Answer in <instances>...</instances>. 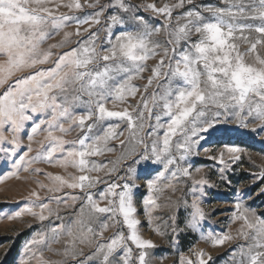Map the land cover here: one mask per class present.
I'll return each mask as SVG.
<instances>
[{
    "label": "snow or ice",
    "instance_id": "snow-or-ice-1",
    "mask_svg": "<svg viewBox=\"0 0 264 264\" xmlns=\"http://www.w3.org/2000/svg\"><path fill=\"white\" fill-rule=\"evenodd\" d=\"M34 2L35 7H30ZM51 0H0V56L5 57L0 61V86L9 84L11 77L16 76L7 89L0 93V141H7L5 131L12 133L11 143L20 147L19 133L24 129L27 121L33 120V114L46 116L47 119H40L34 123L31 133L35 134L41 130V126L47 128L45 140L47 147L41 143L44 152H38L36 157L28 158L27 162L44 159L49 163H58L61 167L69 165L76 168L79 176L69 174L68 179L64 176L52 173L45 175L53 182L49 188L51 192H59L62 188L86 190L100 182L99 177H93L87 173L100 171L103 165H97L91 157L102 155L105 151L111 152L112 148L107 146L110 139L123 132L117 133L116 126L108 124L106 129L103 123L110 118H119L127 121L129 135L120 140L121 146L135 141L136 145H143L141 154L137 159L132 160L136 164L139 160H149L154 157L155 163L163 164L164 171H161L153 179L147 181L149 192L160 191L159 182L170 172L172 177L178 173L189 176L188 168H181L180 161H184L193 148L200 145L205 135L211 131H217V125L226 124L230 119L235 118L240 126L247 128L249 120H258L257 126L264 131V54L258 50V46L264 47V0H248L247 4H229L227 7L208 9L211 18L206 19L200 11H188L177 18V27L169 32V44L172 48V55L165 48L164 54L151 68L152 75L148 77V83L144 86V93H147L153 81L157 82V91L151 93V105L149 97L141 94L136 106L130 111L129 107L122 110H111L106 105L109 101L121 104L127 103L129 97H136L139 88L132 81L139 77L147 68V61L157 54L160 45L151 39L153 32L160 29H149L142 17H136L142 28L136 30H125L115 36V41L109 39L110 47L106 51L98 52L94 40L87 44L78 42L79 46L72 48L57 56L52 62L53 66L44 68L37 67L49 62L53 53L52 48L61 47L72 33L65 32V40L58 44L49 45L43 49L41 44L55 31L64 27L65 21L71 19L63 13L56 14L47 5ZM191 3V0H187ZM68 8H81L79 0L66 5ZM184 0L172 7L181 8ZM154 12L164 14L167 18L172 16V7L165 4L157 7L154 3L148 4ZM120 8L128 11V7L121 2ZM233 8L238 11H233ZM103 11V8H101ZM99 13L97 14V16ZM258 21V23L239 22ZM180 19H185L180 24ZM109 36L115 26L124 27V20L119 16L110 17ZM86 22V21H83ZM82 22V23H83ZM99 23V19L94 21ZM170 28L171 24H166ZM84 31H87L85 29ZM255 32L256 38L252 39L243 33ZM80 29L76 30L79 34ZM241 35L237 36L236 33ZM195 33L197 39L192 40ZM93 37L95 34H92ZM247 43L249 46L241 51L240 43ZM181 43L186 47L179 48ZM167 60V71H164ZM101 61L104 63L101 64ZM26 70L28 71L26 74ZM163 79L164 83H161ZM87 97V98H85ZM159 108L155 114V126L149 125L146 137H154L150 144L145 142V136L140 133L144 131L143 123L145 110L151 118L153 110ZM78 110L84 114H78ZM166 117V121L162 120ZM95 118V119H94ZM92 121V123H88ZM67 122V126H65ZM95 127L101 129L102 134L93 135ZM74 128L80 129V136L76 140H66L64 135L56 133H68ZM163 129L162 140L159 137V130ZM256 131V128L252 129ZM176 137V141L173 138ZM182 137V138H181ZM32 135H29V140ZM162 145V146H161ZM173 148L182 154L178 157L173 155ZM32 150L31 144L28 151ZM46 152V154H45ZM227 152L233 162L240 159L238 153L241 149L235 146H225L219 153L220 163L225 164L224 155ZM136 147L133 146L127 153H122L113 164H118L127 156L135 155ZM150 153V155H149ZM56 154H59L57 156ZM28 154L20 156L19 162H24ZM174 167L172 170L170 167ZM228 165L225 164V167ZM27 170V169H26ZM40 172L41 169H32ZM115 167L110 171H115ZM129 173L135 174L136 169L129 167ZM264 178V170L259 173ZM39 183V182H38ZM207 184L205 179L194 181L195 186ZM41 187H46L40 184ZM122 190L116 192L115 189ZM132 185L124 183L122 186L112 183L107 186V192L112 197L118 198V206L101 207L93 198L91 192H86V203L90 211L95 213L119 212L123 216V224L129 230L127 237L121 232L109 238L107 244H97L94 255L102 256L101 264H113L110 257L118 248H123L125 258L123 264H130L132 248L127 241H131L140 249L139 264H147L146 257L148 249L154 248L155 244L150 239L143 238L138 233L140 221L134 218L136 208L133 206ZM30 197L36 200L35 205L41 200L38 192L33 190ZM101 198H105L104 194ZM52 199V197H46ZM57 203L61 197H55ZM78 197H72L75 201ZM154 205V200H146L145 205ZM109 205H115L114 200ZM39 212L33 211L32 207L15 213L20 217L23 212L38 216L41 221L47 219L44 211L51 214L49 205L39 202ZM193 224L197 218L203 219L204 213L198 206L197 200H193ZM238 209L240 204L236 206ZM84 208L81 206V213ZM11 218V217H10ZM236 220H242L243 224L239 235L243 236L246 245H241L242 259L240 264H264V218L257 217L254 213L249 215L241 212L235 216ZM83 226L85 221L80 220ZM108 225H102L107 228ZM51 239L58 241L59 236L65 233L71 238L66 241L64 255L75 256L76 242H84L83 233H74L71 227L65 228L63 224L53 227ZM87 231L92 232L88 227ZM103 230L94 235L103 236ZM231 235L216 238L215 245H222L226 240H231ZM47 234H40L38 238L29 241V245H46ZM246 249V250H245ZM82 254V253H80ZM203 250L196 253V261L190 258L187 264H208L204 257ZM89 260L92 257H88ZM184 257H181V264H184ZM211 260V256L208 257ZM21 264H26L22 261ZM39 264H50L39 257ZM83 264V262H81Z\"/></svg>",
    "mask_w": 264,
    "mask_h": 264
},
{
    "label": "rangeland",
    "instance_id": "rangeland-1",
    "mask_svg": "<svg viewBox=\"0 0 264 264\" xmlns=\"http://www.w3.org/2000/svg\"><path fill=\"white\" fill-rule=\"evenodd\" d=\"M81 8H68L66 5L75 3V0H51L47 5L52 8L56 14L63 13L71 17L65 21L64 27L55 31L42 44L43 49H48L49 45H54L65 40V32L72 33L67 37L66 42L61 47L52 48L53 53L48 63L38 65L37 67H52L53 61L58 55L79 46L78 42L87 44L90 40H94L95 47L98 52L106 51L110 47L109 39L115 41V36L121 31L136 30L142 28L136 17H142L148 25L149 29L159 28V32H153L151 39L159 42L157 54L147 61V68L139 77L135 78L132 83L139 88L136 97H129L128 102L121 104L109 101L106 105L111 110H122L123 107H129L131 111L141 94L149 97V107L151 108V93L157 91V82L153 81L147 93H144V86L148 83V77L152 75L151 68L157 63L164 54L163 50H169V56L172 55V48L176 47L169 44V32L177 27V18L188 11H200L206 18H211L208 9L219 7H227L229 4L244 3L248 0H191L188 3L184 0V6L181 8L172 7L179 0H79ZM123 2L128 11L120 8ZM155 4L162 7L165 4L172 7V16L169 20L164 14L156 13L148 4ZM30 7H35L34 2H30ZM103 8V11H101ZM233 11L238 9L233 8ZM99 15L97 16V14ZM116 15L124 20V27L115 26L112 28L111 37L109 36L110 17ZM99 19V23L94 21ZM86 21V22H83ZM83 22V23H82ZM185 19H180L179 23L183 24ZM239 22L258 23V21H242ZM171 24L170 28H166V24ZM80 29L79 34L76 30ZM87 29V31H84ZM95 34L93 37L92 34ZM241 35L240 32L236 33ZM245 36L254 39L258 34L245 31ZM197 35L193 33L192 40L197 39ZM241 51H244L249 45L239 42ZM186 45L181 43L179 48ZM261 54H264V47L258 46ZM5 57L0 56V61ZM104 62L101 61V64ZM28 71L26 70L25 74ZM164 71H167V60L165 62ZM22 75L16 73L11 77L9 84ZM164 83L163 79L160 81ZM5 84L0 86V93H3L9 86ZM87 98V97H85ZM160 111L159 108L153 110L151 118L145 110L144 131L140 133L145 136L148 132L149 125L155 126V114ZM78 114H84L78 110ZM40 119H47L46 116L33 114V120L25 123L24 129L19 133L20 147L11 143L12 133L5 131L4 135L8 136L7 141H0V264H39L40 255L50 264H101L102 256L94 255L95 246L110 242L109 238L123 233L125 237L129 235V230L123 224V216L118 211L115 213H95L90 211L86 203V192H91L94 200L101 206H118V198H114L107 192V186L115 183L123 185L129 183L132 185L133 206L136 212L133 214L135 219L140 221L138 225V233L145 239L154 242L155 247L148 249L146 257L147 264H181V257H184V264L190 258L196 261L200 250L204 252V259L208 264H240L242 259L247 261L246 257L241 256V245H246L243 236L239 235L242 220H236L235 216L241 212L249 215L254 213L259 218H264V178L259 177V173L264 170V131L258 129L259 121L249 120L248 127L244 128L239 125L235 118L230 119L226 124L217 125V131H211L205 135V139L200 145L193 148L192 152L186 156L184 161H180L181 168H188L190 175L184 176L178 173L176 177H172L170 172L165 173L166 178H162L159 182L160 191L149 192L147 181L153 179L159 172L164 171L163 164L155 163L154 157L149 160H139L138 163L132 164V160L137 159L143 148V145H136L135 141L121 146L120 140L125 139L128 133L127 121L119 118H110L103 123L106 129L108 124L115 127L117 133L123 132V135H117L116 138L110 139L107 146L113 151H105L102 155L91 157L97 165H103L100 171L87 173L93 177H99L100 182L93 187L81 190L79 188L72 189L68 187L62 188L59 192H51L49 188L53 186V182L48 178L46 173L58 174L66 179L70 178L69 174L81 175L76 168L69 165L67 168L61 167L58 163H49L44 159L35 160L28 163L27 159L36 157L38 152H44L41 143L47 147L48 142L44 139L47 135L45 125L41 126V130L37 133H31V127L34 123H39ZM95 119V118H94ZM166 117L162 120L166 121ZM88 123H92L89 121ZM67 126V122H65ZM256 128V131L252 129ZM163 129L159 130V137L162 140ZM64 135L66 140H76L81 132L79 128H74L68 133H56ZM102 134L99 127H95L93 135ZM29 135L32 139L29 140ZM154 137H146L145 142L150 144ZM182 138V137H181ZM176 137L173 138L176 141ZM31 144L32 150L28 151V145ZM235 146L241 149L238 153L240 159L233 162L230 155L225 152V164L220 163L219 153L224 150L225 146ZM136 147L135 155L127 156L118 164H113L122 153H127L131 148ZM162 146V145H161ZM28 154L24 162H19L20 156ZM46 154V152H45ZM180 151L173 148V155L177 157L181 155ZM59 156V154H56ZM150 155V153H149ZM115 167V171H110ZM129 167L135 168V174L129 173ZM172 170L174 167L170 166ZM27 169V170H26ZM32 169H41L40 172ZM205 179V184L201 191V186H195L194 181ZM39 182V183H38ZM46 185L41 187L40 184ZM35 190L39 193L41 200L49 205L52 210L51 214L47 210L44 215L47 219L41 221L38 216H33L27 212H23L20 217H16L15 213L22 211L28 207H32L33 211L39 212L40 208L32 202L35 197H30V193ZM122 190L115 189L116 192ZM104 194L105 198H101ZM52 197V199H46ZM55 197H61V202L57 203ZM72 197H78L75 201ZM154 200V205L146 207V200ZM114 200L115 205H109V201ZM193 200H197L198 206L204 213L203 219L197 218L195 227L193 224L192 207ZM240 204L238 209L236 206ZM84 211L81 213V206ZM11 217V218H10ZM84 220L83 226L79 221ZM63 224L65 228L71 227L74 233H83L84 242L79 240L76 242L75 256L69 254L64 255L66 241L71 238L62 233L58 241L51 239V229ZM108 225L102 228V225ZM91 227L92 232L89 233L87 228ZM103 230V236L94 235ZM40 234H47L48 242L46 245H29V241L38 238ZM225 235H231V240H226L222 245H215L214 240ZM132 253L129 258L130 264H139L138 249L131 241H127ZM246 250V249H245ZM82 253V254H80ZM211 256V260L208 257ZM88 257H92L91 260ZM125 258L124 249L118 248L110 257L113 264H123Z\"/></svg>",
    "mask_w": 264,
    "mask_h": 264
}]
</instances>
